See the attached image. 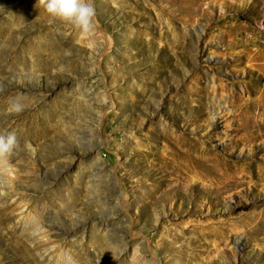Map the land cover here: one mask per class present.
Listing matches in <instances>:
<instances>
[{
	"label": "rangeland",
	"instance_id": "1",
	"mask_svg": "<svg viewBox=\"0 0 264 264\" xmlns=\"http://www.w3.org/2000/svg\"><path fill=\"white\" fill-rule=\"evenodd\" d=\"M93 4L0 0V264H264V0Z\"/></svg>",
	"mask_w": 264,
	"mask_h": 264
},
{
	"label": "clouds",
	"instance_id": "2",
	"mask_svg": "<svg viewBox=\"0 0 264 264\" xmlns=\"http://www.w3.org/2000/svg\"><path fill=\"white\" fill-rule=\"evenodd\" d=\"M45 13L54 20L79 29L82 34L91 33L96 24L93 0H38ZM11 109L19 112L22 105L13 101ZM19 146L15 133L0 134V167L8 166V158Z\"/></svg>",
	"mask_w": 264,
	"mask_h": 264
},
{
	"label": "bare ground",
	"instance_id": "3",
	"mask_svg": "<svg viewBox=\"0 0 264 264\" xmlns=\"http://www.w3.org/2000/svg\"><path fill=\"white\" fill-rule=\"evenodd\" d=\"M216 131V130H215ZM222 131V133H223V135L224 136H226L227 137V144H229L230 142H231V140H232V136L230 135V133H228V130L227 129H222L221 130ZM219 132V131H218ZM232 134V133H231ZM213 136L214 137H216V138H220L219 137V133H214L213 134ZM234 138V137H233ZM225 143V142H224ZM224 145V144H223ZM235 205H234V207H235V209L237 208V207H240V205H242V204H240V203H234ZM234 211V210H233ZM236 236H238V234L236 235ZM233 240V239H232ZM244 242V241H243ZM234 243H235V248H237V249H241L240 248V245H241V243H242V239L240 238V237H238L237 239H235V241H234ZM237 246V247H236Z\"/></svg>",
	"mask_w": 264,
	"mask_h": 264
}]
</instances>
